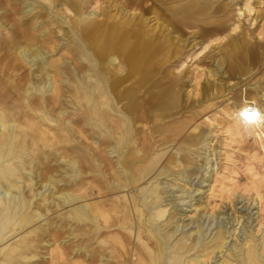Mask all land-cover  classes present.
Segmentation results:
<instances>
[{
	"label": "rangeland",
	"instance_id": "rangeland-1",
	"mask_svg": "<svg viewBox=\"0 0 264 264\" xmlns=\"http://www.w3.org/2000/svg\"><path fill=\"white\" fill-rule=\"evenodd\" d=\"M63 1L55 0V7L62 8ZM68 1H75L85 14L93 8L96 11L93 17L97 20L115 17L124 20L130 28L140 26L144 32L153 36L155 41H159L160 46L168 44L170 51L166 54V60L158 52L159 57L154 59L153 76L148 79L149 81H140L138 74L132 73L123 87L130 86L134 90L128 97L119 101L108 95L105 88L103 89L104 76L101 71L95 72L99 76L102 93L106 94L111 103L112 108L106 109V112L110 118L117 120L119 127H115L116 130L109 133L98 129L95 121L87 115H84L81 121L82 123L90 121L87 125L84 124L88 128L87 133L89 128L98 129V133L94 134V140H98L99 136L106 137L111 141V145L95 150L79 147L76 154L67 152V149L64 152L62 148L56 149L43 144L38 150H34L38 152L37 160H42L43 151L55 155L47 163L53 166L51 173L59 181L53 182L55 185L53 189V184L42 189L45 200H41L40 196L33 197L41 205L43 217H39L23 230H18L7 242L0 244V249L6 245H11L10 249L13 248V245L18 244L20 237L30 236V231L42 224L43 227H50L51 233L54 227H59L62 230L58 237L60 240L54 242L51 235L43 236L39 254L30 260H42V264H53L54 258H51L50 253H57L59 247L64 249L63 259L67 264H85L87 263L85 256L75 252L80 244H76L77 238L71 233L72 231L78 233V230H70L72 224L76 222L71 217H64V213H68L74 205L97 201L99 199L95 197L97 191L91 192L93 188L107 189L110 200L118 199L124 192L130 197L133 194L137 198L138 208H141L143 207L142 195L156 185L162 192L160 206L166 208V215L151 221L150 225L146 226L145 222L140 223L139 213L138 217L134 218V223L123 230L127 234L133 233L134 242L137 241V233L141 229L144 230V238L148 242L154 241L157 245L156 255L161 250V241L170 247L185 235L188 237L186 242L189 244L198 235L195 233L196 221L207 219L210 216L208 213L213 212L210 219L213 220L215 217L224 220L227 229L226 238L211 240L214 229L204 230L201 240L205 244L189 248L190 250L184 252L185 264H219L222 259H226L231 264H239L238 254L246 253L254 244L262 248L264 185H261V178L264 177V96H261V93L264 92V0ZM245 2H248L252 11H246L239 16V8L244 7ZM20 5L23 7V3ZM65 14L71 15L68 10ZM40 27L43 29L42 26ZM60 27L61 30L57 32L58 40L71 44L79 52L78 46L70 40L73 39V35L71 36L73 29L70 25L62 22ZM38 34H41V40L47 36L40 32ZM69 36L71 38L67 39ZM87 46L85 43L82 44V47ZM63 50L66 55H69L67 50L64 48ZM61 52L62 50L51 57H58ZM84 54L90 56L91 51L90 54L89 52ZM78 56L82 58L84 55L78 53ZM117 58L115 68L121 66L127 70L129 65L120 53ZM94 67L98 68V64ZM28 70L26 66V71ZM169 87L174 88L176 105L163 108L162 105L165 106L169 98L166 95H159V91ZM249 91L258 92L260 97L258 101L261 106L260 120L262 121L255 122L256 133H251L241 123L238 133L223 134V127L238 113V100ZM21 100L24 101L23 97L20 98V102ZM34 114L32 118L33 121H37L35 125L38 131L47 136L48 141L53 139L58 141L59 137H52L51 134L59 131L52 129V132L49 129L50 125H47V120L43 119V116L41 117L40 110L39 112L36 110ZM38 118L42 120L40 124ZM199 134H202L200 141L194 140V136ZM90 139L84 137L89 144ZM133 139L137 142L128 144V141ZM92 146L95 147L96 143ZM137 147H141L143 151L145 148V153H138L135 159H130L129 154ZM111 150H114V153H111ZM156 152L163 153L160 161L155 167L153 165L149 172H142L150 166L148 161ZM59 157L65 161H61ZM74 157L77 159L76 166H79L83 173L72 174L67 162ZM141 159H146V163ZM167 162L170 163L165 175L156 176L159 168ZM105 163L107 167L114 164L117 174L113 173V175L109 172ZM141 167H143L142 170ZM187 170H196L197 173L190 177L186 173ZM113 177L126 178L128 186L125 189L117 186V182H113ZM226 188L232 189L230 196L226 194ZM63 191L73 192L77 198L71 201H58L57 194ZM240 194L246 198L241 200ZM152 200L153 197L148 198V206H144V217H149L148 219H151L152 212L157 208L152 207ZM81 224L85 225L84 228L87 227L85 223L81 222ZM244 225H249V230L255 235L254 241L244 243L242 228ZM174 226H178L177 233L168 235V229H173ZM149 227L152 232H148ZM153 232L157 234L160 242L152 235ZM120 235L117 231L111 230L105 234V237L110 241L114 237L122 238ZM80 236L81 234L78 237ZM223 241L226 244L220 248ZM126 242L130 247V243L127 240ZM234 242L236 247L238 246L234 249L236 252L230 248ZM219 249L225 252L220 253ZM79 251L84 253L86 248ZM195 255H199L197 261L192 260ZM4 257L5 255L0 252V264L7 263ZM133 260L137 262L136 258ZM157 261L158 264L168 262L167 258H157ZM23 264L29 263L24 260ZM131 264L134 263L131 262ZM181 264H184L183 261Z\"/></svg>",
	"mask_w": 264,
	"mask_h": 264
},
{
	"label": "bare ground",
	"instance_id": "bare-ground-1",
	"mask_svg": "<svg viewBox=\"0 0 264 264\" xmlns=\"http://www.w3.org/2000/svg\"><path fill=\"white\" fill-rule=\"evenodd\" d=\"M21 3H23V7H21ZM62 5V8L55 7V0H0V244L7 242L18 230H23L32 225L39 217H43L41 205L33 197L40 196L43 200L45 197L42 189L59 181L51 173L53 166L47 163L55 155L43 151L42 160H37L38 152H34V150H38L43 144L56 149L62 148L64 152L67 149V152L75 153L78 152L79 147L95 150L111 145V141L106 137L99 136L98 140L93 138L94 134L98 133V129L110 133L116 130L115 127H119L117 120L110 118L106 112V109L112 108L111 103L106 94L102 93V89H100L102 86L99 85L100 79L95 72L101 71L104 76L103 89L105 88L108 95L119 101L128 97L134 90L130 86L123 87L124 82L130 75L132 76V73H137L138 79L146 82L153 76L154 59L159 55L158 52L166 60V54L170 51L168 44L160 46L159 41H155L153 36L144 32L140 26L130 28L124 20L115 17L97 20L93 17L96 13L93 8L85 14L75 1L64 0ZM67 10L71 15L65 14ZM246 11H252L248 2H245L244 7L239 8L238 15L241 16ZM62 22H67L73 29L71 34L73 39H70L71 36L67 39L69 38L74 45L78 46L79 52L71 44L58 40L57 32L61 30ZM36 27L40 28L37 30ZM4 30L5 34L3 35ZM38 32L47 34V36L41 40V34ZM84 43L88 46L82 47ZM63 48L69 52L67 53L69 55L65 54ZM115 49L128 63L127 70L121 66L115 68V61L118 59ZM61 50L58 57H51ZM84 52H89L90 56L85 55ZM78 53L84 56L77 57ZM96 64H98V68L94 67ZM26 66L29 68L28 71H26ZM174 93L172 87L159 91V95H166L169 98L168 103L165 102V106L162 105L163 108L176 105ZM261 96H264V92L261 93ZM21 97H23L24 101H21L24 103L20 102ZM259 98L258 92L249 91L247 95L239 99L238 113L223 127L222 133L227 135L238 133L241 123L248 131L256 133L255 122L261 119ZM79 107L80 112H78ZM36 110L38 112L40 110L41 117L43 116V119L47 120V125H50L49 129L59 131L51 134L52 137H59L58 141H54L55 139L48 141L47 136L38 131L39 129L35 125L37 121H33L32 118ZM84 115L94 120L98 129L89 128L87 133L88 128L84 124L87 125L90 121L82 123L81 118ZM38 119V123H41V118ZM77 123H81V125H77ZM131 131L135 136L132 128ZM84 137L91 138L90 144L84 140ZM201 137L202 134L196 135L194 140L200 141ZM136 142L137 140L133 139L128 141V144ZM91 143H96V146H92ZM140 148L137 147L129 154L130 159H135L138 153H145V148L144 151ZM113 151L111 150V153H114ZM162 154L156 152L149 161L147 160L150 162L148 163L150 166L144 170L141 167L142 172H149L153 165L155 167ZM97 159L99 161V157ZM70 160L67 163L72 174H80L82 171L79 166H76L77 159L74 157ZM61 161H65V159L61 158ZM169 163L162 165L156 176L166 173ZM107 168L112 174H117L114 164L108 165ZM186 173L191 177L197 171L187 170ZM252 174L254 173L252 172ZM261 181V185H264V177L261 178ZM113 182H117V186L124 189L128 186L124 177L122 179L113 177ZM53 187H55L54 184L52 189ZM94 191H97V195H95L99 198L97 201L74 205L68 213L63 215L71 217L76 222L72 224L73 226L71 225L70 230H78V233L75 231L71 233L75 234L74 236L77 238L76 244H80L78 247L75 246L77 248L75 252L85 256L87 262L85 264H100L103 261L102 264H131V262L134 264H158L157 258H167V264H181L182 261L185 264L184 252L189 248L205 244L201 240L204 230L214 229L211 240L226 238L227 229L224 220L215 217L213 220L210 219L213 212H209L210 216L207 219L196 221L197 230L195 233L198 235L189 244L186 242L188 237L184 235L168 247L153 232L152 235L159 242L161 241V250L156 255L157 245L154 241L148 242L144 238V230L139 229L135 242L133 233L127 234L123 230L134 223V218L136 219L139 213L140 223L145 222L146 226H149L151 221H156L166 215V208L160 206L162 192L158 185L142 195L143 207L141 208H138L137 198L133 194L130 197L128 193L124 192L118 199L110 200L107 196V189L96 190L93 188L91 192L94 193ZM225 192L230 196L232 189L226 188ZM150 197H153L152 207L157 208L152 212L151 219L146 217L147 220L144 217V206H148ZM240 197L241 200L246 198L243 194H240ZM56 198L58 201L64 202L74 200L77 196L73 192L65 193L63 191L61 194H57ZM101 221H103L102 224ZM81 222L85 223L87 227L84 228L85 225ZM248 226L242 227L244 236H241L245 240L244 243L254 241L255 238ZM148 229V232H152L150 227ZM50 230V227H43L42 224H39L30 231V236L20 237L18 244L13 245L15 248L10 249L11 245H6L0 249L7 260L5 264H23L24 260L29 264H42V260L30 259L39 254L43 236L51 235L54 242L60 240L58 237L62 230L59 227H54L52 233ZM111 230L120 233L122 238L114 237L113 240L108 241L105 234ZM176 230L178 231V226H174L173 229L169 228L167 233L173 235ZM234 231H237V227ZM8 233L10 234L7 236ZM79 234H81L80 237H78ZM126 240L130 243V247ZM225 244V241L221 242L220 248H223ZM261 244L262 248L258 244H254L246 253L239 252L240 254L237 255L239 264H264V240ZM237 247L235 242L230 246L233 251ZM85 248L84 253L79 251ZM219 252L225 251L219 249ZM50 255L51 258H54L53 264H67L63 259V248L58 247L57 253H50ZM198 257L199 255H195L192 260L197 261ZM133 258H136L137 262ZM219 264L231 263L222 259Z\"/></svg>",
	"mask_w": 264,
	"mask_h": 264
}]
</instances>
